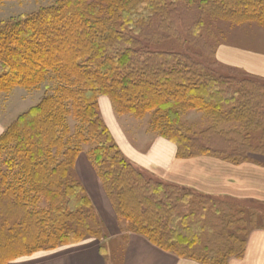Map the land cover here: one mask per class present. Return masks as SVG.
Segmentation results:
<instances>
[{"label":"trees","instance_id":"obj_1","mask_svg":"<svg viewBox=\"0 0 264 264\" xmlns=\"http://www.w3.org/2000/svg\"><path fill=\"white\" fill-rule=\"evenodd\" d=\"M176 2L58 0L37 11L0 20V94L15 86L41 84L50 72L56 73L60 83L54 94L45 95L0 135V234L5 248L17 245L26 250L38 245L32 253L76 243L88 235L100 236L88 193L82 184L68 181L80 152L78 137L76 144L64 138L69 116L81 119L91 138L106 133L97 113L99 94L108 95L119 112L135 115L168 110L177 116L173 109L179 106L224 110L228 118L248 111L249 97L241 101V91L230 86L256 81H231L233 75L215 79L189 56L151 50L153 35ZM201 2L225 18L264 22V0ZM194 32L197 35V29ZM232 69V74L253 75ZM77 136L87 141L82 132ZM168 138L177 144L179 156L193 155L194 147ZM209 152V148L204 150ZM92 154L119 219L129 221L136 234L163 250L203 264H227L230 257L242 256L245 240L226 238L242 243L236 249L222 245L233 252L223 257L210 235L203 238L209 228L203 226H207L206 205L216 203L210 196L147 178L115 144L100 145ZM36 197L47 207L35 210ZM43 241L47 247L41 246ZM195 246L205 254L187 253Z\"/></svg>","mask_w":264,"mask_h":264},{"label":"rangeland","instance_id":"obj_2","mask_svg":"<svg viewBox=\"0 0 264 264\" xmlns=\"http://www.w3.org/2000/svg\"><path fill=\"white\" fill-rule=\"evenodd\" d=\"M57 1L2 0L0 1V20L31 13ZM208 3L212 4L211 1ZM208 3H202L201 0H178L168 11L157 33L153 35L150 48L154 51H172L189 56L200 70L215 79L220 76L233 75L235 79L230 78L231 81L244 78L256 81V84L244 86H238L234 82L230 86L241 91L238 96L241 101L242 97H249L248 111L243 116L228 118L223 115L224 110L216 111V109L206 107L203 109L179 106L173 109L177 116H172L173 114H170L168 110H152L143 115H135L119 112L108 95L99 94L97 96V113L107 129L106 133H98L91 138L87 136L86 125L81 122V119L77 116H69L66 119L69 130L68 135L66 133L64 138L66 140L71 139V142L76 144V137H78L77 143L80 148V152L75 157L74 165L69 171L71 177L68 179L69 183L76 181L82 184L75 169L76 160L81 153H86L96 171L98 170L92 153L100 145L111 146L115 144L126 160L141 170L147 178L167 184L170 183L147 172L131 161L125 155L122 146L125 147V143L130 142L137 148L145 150L154 139H169L168 137L172 136L174 140L179 139L188 147H194L191 156L212 154L231 161H242L254 155L264 154V77L248 75L242 71L232 74V67L223 65L216 58V47L221 45H233L264 53V22L225 18L220 16L217 13L219 11L216 10V12ZM166 27L168 31L164 30ZM196 29L197 35L194 32ZM168 34L170 36L165 38ZM56 76V73L50 72L41 84L15 86L0 94V130H3L1 134L20 114L37 105L45 95L54 94L57 91L60 83ZM227 86L224 85L223 87ZM245 90L246 92H244ZM240 103L242 104V102ZM208 104L213 107L217 106L215 102H208ZM79 132L85 135L87 141H81V138L77 136ZM206 148H209L212 153H204ZM1 167L4 172L9 174L7 165L2 164ZM16 172L17 170L14 169L12 174L14 175ZM210 197L216 203L214 207L206 205L207 226L206 224L203 226L209 227L211 232L207 228L203 238L210 235L209 240L216 242L214 245L217 246L216 249H219L221 256L223 254L233 255V252H230V247L234 246L236 249L241 246L242 242L225 239H230L233 236L244 241L249 230L264 227V203L259 205L249 201ZM36 198L38 200L34 206L35 210L47 207V203L41 197ZM196 206L200 209L202 207L198 204ZM97 218L100 236L88 235L80 241L86 238L102 239L105 237L104 226L98 216ZM119 222L126 234L135 233L129 221L119 219ZM71 227L72 224L68 226L67 230L70 231ZM125 239L126 235L121 239V244L125 242ZM43 243L44 245L41 246L47 247V242L43 241ZM202 243L206 244L205 241ZM3 244H5L3 236L0 234V264H8L24 254H30L32 250L38 247L37 245L25 250V248L14 245L7 249ZM222 245L230 247L222 248ZM113 248L120 255V245L116 244ZM192 252L205 254L202 249L196 246L187 253Z\"/></svg>","mask_w":264,"mask_h":264},{"label":"crops","instance_id":"obj_3","mask_svg":"<svg viewBox=\"0 0 264 264\" xmlns=\"http://www.w3.org/2000/svg\"><path fill=\"white\" fill-rule=\"evenodd\" d=\"M216 58L223 65L264 77L263 52L221 45ZM122 149L135 164L170 184L222 199L264 203V154L242 161L212 154L180 157L177 145L166 138L154 139L145 150L130 142ZM75 169L104 226L105 237L40 249L8 264H203L163 250L140 234H126L86 153L78 156ZM124 235L126 239L121 244ZM116 244L120 245V255L113 248ZM227 264H264V227L249 230L242 256L230 257Z\"/></svg>","mask_w":264,"mask_h":264}]
</instances>
